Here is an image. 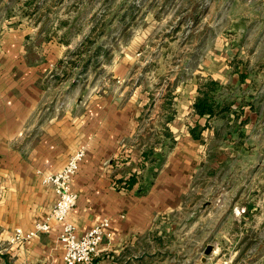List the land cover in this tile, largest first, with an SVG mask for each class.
<instances>
[{
    "label": "crops",
    "instance_id": "crops-1",
    "mask_svg": "<svg viewBox=\"0 0 264 264\" xmlns=\"http://www.w3.org/2000/svg\"><path fill=\"white\" fill-rule=\"evenodd\" d=\"M50 1L0 0V264L61 263L58 223L22 243L10 238L15 229L26 231L47 215L55 194L41 182V175L59 170L80 146L85 154L71 179L77 200L68 219L81 235L100 219L109 218L112 235L100 244L96 261L180 264L178 248L158 245L163 231L152 228L184 206L190 223L196 219L197 205L203 207V220L210 221L211 213L205 211L211 199L198 204L196 197L187 199L197 188L200 165L204 163L211 175L217 161L226 163L229 156L246 151L258 161L245 168L235 166V174L244 175L243 182L216 204L224 210L221 217L226 222H235L237 244L228 258L224 255L229 248L213 246L210 254L200 256V264H264V69L255 65L264 62V45L252 42L249 69H239L231 77L224 68L215 75L209 73L220 85L246 89L241 94L246 100L220 101L217 109L213 106L216 111L201 116L193 105L201 89L195 79L165 91L173 101L163 106L175 111L166 123L172 147L167 151L150 147L162 157L149 161L143 156L148 140L142 142L147 137L142 114L149 94L146 87L128 81L135 58L148 40H132L108 58L106 86L85 95L71 79L72 87L53 88L51 67L61 57L71 18L81 12L82 5H67L65 0L49 5ZM224 109L234 112L233 131L227 128L232 127L231 118ZM155 122L156 133H161L165 123L161 118ZM159 137L161 142L162 134ZM195 141L204 143L198 152L187 148ZM216 141L233 147L232 151L212 155ZM231 170L225 167L226 174ZM130 174H135V181L125 185ZM209 180L203 179L206 191ZM195 253L191 248L184 263L194 264L191 255Z\"/></svg>",
    "mask_w": 264,
    "mask_h": 264
},
{
    "label": "rangeland",
    "instance_id": "rangeland-1",
    "mask_svg": "<svg viewBox=\"0 0 264 264\" xmlns=\"http://www.w3.org/2000/svg\"><path fill=\"white\" fill-rule=\"evenodd\" d=\"M60 1L51 0L48 4L55 5L54 3ZM65 2L67 5L76 2L82 6L81 12L71 18L72 27L66 31V44L61 57L51 67L53 88L65 85L72 87L71 79L75 85L82 87L85 95L99 86H106L105 83L109 82L110 77L108 58L125 49L132 40L137 41L143 37L148 40L143 42L142 54L136 56L128 77L130 83L146 87L145 91L149 94L148 105L142 114L144 120L142 128L144 131L146 129L147 135L142 142L148 140L145 142L146 146L142 147H147V150L163 145L167 151L172 147L173 139L166 123L175 111L171 106H163L164 103L170 104L173 101V97L170 100V97L164 95L167 89L175 91V88L177 89L188 78L195 79L199 88L208 89L206 84L213 81L209 73L215 75L220 68H224L227 69L226 76L231 77L232 73L239 69H249L252 42L257 41L264 45V0H65ZM255 65L258 69H264V62ZM211 89L215 109L218 108L217 104L220 101L248 99L244 95L241 96L246 89H239V86L237 88L230 83L225 86L218 83V86ZM215 109L213 108L214 111ZM233 113L227 111V117L231 118L229 123L232 125L227 127L229 131H233L235 127ZM160 118L165 124L163 131L157 134L154 123ZM185 129L188 131L189 126ZM159 134L163 136L161 142ZM199 143L201 145H198ZM203 146L202 141H195L187 148L198 152ZM231 148L233 147L227 148L221 141H216L212 143L210 153L212 155L220 151L230 153ZM250 153L245 151L244 155L238 157L229 156L226 163L217 161L216 168H211V175L204 170V163L200 165L201 170L195 184L197 188L195 193L190 192L191 195L187 199L193 200V197H196L197 204L205 199H211L213 203L205 211L211 213L210 221L203 220L201 216L203 207L197 205L196 208L200 211L195 210L196 219L190 223L188 208L184 206L180 213L176 212L174 216L172 213L166 214L163 223H158L152 228L163 231V237L158 239V245L178 248L180 264L187 262L188 253L193 247L196 253L191 255L192 262L200 264L202 262L200 256H205L204 249L207 245L229 248L228 254L224 257H230L229 252L237 244L235 222H226V219L221 217L224 210L216 204L221 203L223 197L229 196L230 191L243 182L244 175L240 172L235 174V166L245 168L258 161L252 158ZM225 167L232 170L226 174ZM221 168L224 169L220 170ZM231 172L232 180L229 179ZM204 178H210L207 191L204 189ZM205 192L208 197H205ZM246 242L251 243L252 240L246 239ZM247 256L248 260L253 259L252 254Z\"/></svg>",
    "mask_w": 264,
    "mask_h": 264
},
{
    "label": "built area",
    "instance_id": "built-area-1",
    "mask_svg": "<svg viewBox=\"0 0 264 264\" xmlns=\"http://www.w3.org/2000/svg\"><path fill=\"white\" fill-rule=\"evenodd\" d=\"M85 154L83 146L71 153L64 165L57 171L41 175V182L50 185L55 194V200L47 215L36 221L33 226L23 231L15 229L10 241L22 243L30 240L39 233L50 230L52 223H58L61 228L58 239L62 247L60 264H101L95 260L100 244L112 235L110 220L107 217L77 235L74 225L69 221L68 215L76 203L77 193L71 188V179L76 173Z\"/></svg>",
    "mask_w": 264,
    "mask_h": 264
},
{
    "label": "trees",
    "instance_id": "trees-1",
    "mask_svg": "<svg viewBox=\"0 0 264 264\" xmlns=\"http://www.w3.org/2000/svg\"><path fill=\"white\" fill-rule=\"evenodd\" d=\"M207 87H209L208 89L201 88L200 89V93L199 96L196 97L195 101H194V108L195 111L203 116L204 114H212L213 110V104H214V100H212V89L213 87L218 86V83L216 81H211L209 82V84H206ZM227 110V109H224ZM228 111V110H227ZM162 149L164 150V147L162 145ZM159 151V150H158ZM165 151V150H164ZM144 159H148L149 161H153L155 160L156 157H158V160L161 159L162 157V153L160 152H156L153 151L152 148H150L149 150L145 151L143 153ZM146 180H148V178H146ZM135 181V174H130L129 178L127 179V181H125V185L126 184H131ZM122 187H124V185H122Z\"/></svg>",
    "mask_w": 264,
    "mask_h": 264
},
{
    "label": "water",
    "instance_id": "water-1",
    "mask_svg": "<svg viewBox=\"0 0 264 264\" xmlns=\"http://www.w3.org/2000/svg\"><path fill=\"white\" fill-rule=\"evenodd\" d=\"M212 250V246L211 245H207L204 249V254L208 255Z\"/></svg>",
    "mask_w": 264,
    "mask_h": 264
}]
</instances>
